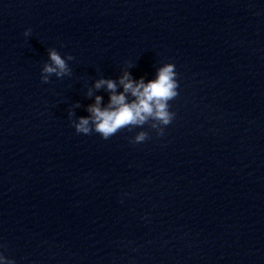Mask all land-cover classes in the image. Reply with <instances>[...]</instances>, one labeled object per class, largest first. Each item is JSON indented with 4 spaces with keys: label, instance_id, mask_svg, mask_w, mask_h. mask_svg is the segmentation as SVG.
Here are the masks:
<instances>
[{
    "label": "clouds",
    "instance_id": "obj_1",
    "mask_svg": "<svg viewBox=\"0 0 264 264\" xmlns=\"http://www.w3.org/2000/svg\"><path fill=\"white\" fill-rule=\"evenodd\" d=\"M31 29H27L24 35L30 36ZM50 62L44 63L41 69V80L49 82V78L55 75L57 78L71 76L72 70L68 61L74 59L68 55L66 58L58 53L55 48L48 50ZM122 92H117V82L111 79H99L94 88H105L109 92V101L102 106L103 97L96 96L95 102L87 107L88 116L79 117L78 121H72L76 133L91 135L99 134L104 140H108L122 129L131 131L133 128H142L148 125L156 130L157 135L164 134V128L174 119L175 114L169 110V101L178 95V81L175 65L166 63L157 70L156 78L145 82L143 77L133 80L128 71H124L119 78ZM88 95H92L90 89ZM131 97V99H129ZM80 105L77 104L76 107ZM73 113H69V116ZM149 139L147 131H139L131 143H142ZM0 264H14L0 253Z\"/></svg>",
    "mask_w": 264,
    "mask_h": 264
}]
</instances>
